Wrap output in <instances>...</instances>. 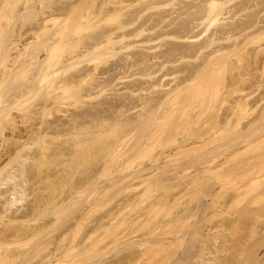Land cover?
<instances>
[{"label":"bare ground","instance_id":"1","mask_svg":"<svg viewBox=\"0 0 264 264\" xmlns=\"http://www.w3.org/2000/svg\"><path fill=\"white\" fill-rule=\"evenodd\" d=\"M234 2H236V5H234V7H231L230 4ZM82 3V0H76V2L68 3L66 7L57 10L55 15L47 16L42 21H38V23L31 30V33L33 34L30 35L35 36L33 38V41H29L32 38H26L25 34H20L16 31L18 34V38H13L12 40H10L6 47H4V45H6L4 44L0 48H5L3 52L4 54L2 53L4 48L2 49V51H0V53L3 54H0V57H4L3 60L5 63L3 61L2 62L6 66L5 69L1 71L2 74L0 76V177H4V175L6 176V178H0V211L4 210V215L6 214L5 216H8L6 217L7 219L10 217V221L8 223H10L12 227L13 225H17L16 227H18H15L17 229L16 232L14 231L13 234L11 233V238H13V241L16 238L19 239V236L23 232L25 236L26 232H29L30 230L32 234L34 233L32 231H35V233H37L36 237L38 236V234H40L36 232L39 229L34 230V228H36V221L38 220L36 216L34 217L32 214L34 213V211L31 213L28 212V210H24L26 208L25 206H28L23 203L25 202L24 198L27 197L26 195H28L27 193H25V190L26 186L30 183H28V181L26 182L25 180L22 182V179H26L25 174L28 173L27 175H29V171H26V166L29 163L28 161H31L32 163L35 162L34 164L37 166V159H41L42 157H44V154L46 152L43 154L44 156H42V153H40L41 156H39V153L37 154L36 152V154L39 156H37V158L36 154H34L35 152H33L31 148L34 147L35 149V147H37L38 144L41 145L42 142L44 144H49L50 139H54L55 141L59 142L62 147H66L64 146L65 141L63 145V143H60L59 140L62 141V139H68L69 141L71 140L70 138L72 136L73 138L76 137L75 142L78 140L79 141L76 142L77 144H75L74 141L72 142V140L69 141L72 142L71 144L66 141V143L69 144H67V150L70 151L75 144L78 146L79 150L85 151L86 148L91 147L90 142L91 145L95 143L97 144L99 140H97V142L96 139H94L95 141H93V143L91 139H82L80 135H84L83 137L86 136L85 138H87L88 135H91L94 138L98 137L102 139V136H100V132L103 130L102 135L103 139H105L104 137L108 132H112L111 135H113V133H117L118 129H120L121 127L127 128L135 126L138 123L146 124L148 123V121L150 122L151 118L154 119V117H157V120L155 119V121H159L158 123H160V120L161 122L163 120L162 118L160 119L157 115L165 118L164 116L167 117L168 115L167 111L169 113V116H174L180 113L183 115L182 117H184V114L186 115V113H188V111L190 110H186L187 107H189L187 105H190L191 102V100L188 99L191 94L188 96L187 94L195 91L193 89H196L199 86L198 83L200 82L201 75L206 73L205 69L208 68V66L210 67L211 62L214 61L217 57L225 55L228 52H236L238 49H240V47H242V44L264 34V20L259 19V17L255 22H252L251 18H249V20L247 21H241L244 13L261 5V3H259L257 0H105L104 3L102 2V5L99 7V9L97 8V13L96 11L94 12V10H92L90 16H88L86 13H81L82 15L78 14L77 18L75 17V19H73V15L76 14L75 12L77 10V7L82 5ZM111 5L114 7L110 8ZM153 10H156V13H154V15L152 14V16L148 15L145 18V15L149 13V11L153 12ZM93 14H95L94 17L92 16ZM15 18L20 19V16L13 17V19ZM21 18L25 17L21 16ZM30 18L31 17H28L26 21L30 20ZM105 18H107V21L115 20L117 24L114 27H106L105 29L97 31V29H100V27L102 26L100 23L107 22L106 20H104ZM19 19L18 21H20ZM228 21L234 22L229 23ZM90 28L94 31V33H87L83 36L81 35L83 34V32H89L88 29ZM49 29H51L52 32ZM47 30L48 32H51L48 34L49 37L40 39V33H45L47 32ZM75 35H77L76 38L74 37ZM241 38H243L244 41L238 42ZM2 39H4V35ZM4 41L6 42L7 39H4ZM232 41V45H224V43ZM0 43L3 44V40L0 41ZM65 49L69 50L67 52V56H65L64 53V51H66ZM262 53H264V47H260L256 50L257 56H260ZM55 56L56 58L58 57L57 60L55 58L56 62L54 63L56 69L52 70V72L49 71L48 73V70L54 68L53 64L52 68L50 66V59L54 60ZM103 59L105 60V62L106 60L109 62V59H115V61H112V63L110 62L107 67H99V62L101 60L104 61ZM201 60L202 62L197 63ZM6 61L8 62V64H6ZM102 61L100 62V64L102 63ZM213 65L215 66V63H212L211 67ZM34 70H36V73L33 75L34 79L29 80L28 83L26 82L27 85H25L24 87L22 85L21 89L18 88L19 85H15V91L14 88H11V84L16 83L17 77V82L19 81L23 84V82L20 81V79L22 78V76L20 77V74H22L23 76L25 75L26 80H28L29 77L27 78V76H29ZM48 78H51V80L49 79L50 81H47L49 84H47L46 82V84L43 85L44 79ZM22 80L25 81V78H23ZM252 80L254 79L252 78ZM252 80H250L252 84L250 83V81H248L249 84H251L249 89H254L256 90L255 92H258L262 88H264L263 76L259 77L258 81H255V83H253L254 81L252 82ZM34 96H37L39 99L40 96L41 98L43 97V102H37L39 103V105L35 104L31 106V104L33 103L29 104V102L31 100L33 101ZM192 96L193 94L191 95V98ZM251 96L252 94H248L243 96L242 98L236 99L234 102L228 103V109L224 113L222 112V114L219 115L218 113L222 111V106L227 105L228 99H225L220 103V107H218V109L221 110L220 112L216 113L217 116L215 117V126H213V128H210L212 129L210 130V132L213 131L211 132V136L208 132H201L197 140L193 142L188 139V141L186 139L182 140L181 142L177 143L178 145L176 149L171 154L170 151L168 152V154H165L164 151L166 150L161 151L160 155H156L155 158L152 159V161L150 159L151 163H148V166L146 165L130 175L132 181L133 179L136 181H138V179L142 181L143 179V181H145L147 179H150V177L156 176V174L158 175V172L163 168L164 170H166L168 167L166 165L168 164V160L174 155L179 153L181 154L189 149V152L195 151L194 149L196 148L204 149L208 144H210L211 141H213V143L215 144L214 149L213 147H211L213 150L208 147L209 157L211 155V152L213 155H211L209 159H207L208 154L206 153L208 151V148L207 150H204L205 152H200V150L198 152L200 153L198 158L200 162L196 159L198 162L195 161L194 163V161H192L191 165V162L188 161L189 164L187 162V165H182V168L179 167L180 171L177 170L179 168H175V171L177 170L179 172L175 173L176 176L173 175L175 178L173 182H177L180 179L181 185H184V194H191L192 190L189 192V189L194 186L195 183L197 184L198 182H202L204 186L203 188L202 184L200 183H198L197 185L198 187L200 184V186H202L203 188H200L201 190L199 191L202 193L203 190V196H200L202 197L201 200L198 198V202L200 201L199 203H201L200 206L198 204L199 208H197V210L199 211L197 213L199 215L195 214V218L199 216L198 218H196L197 223H195L198 225H196L198 229L197 232L196 229L192 230L193 234H191L190 237V239H192V242H194V245L190 241V239L188 240L189 242H186L189 244H185V248L182 253L183 256H181L182 259H179L181 260L180 262L183 261V264L185 262L187 263V261L188 264H193L194 262L192 263V261L198 263L199 259L196 256L199 257V254L201 262H199L198 264H201L203 259L204 261L202 264H264V154L262 156L255 157L256 155H258L256 154L253 157L251 156L252 158L248 156L250 159L248 157L247 159L244 158L247 161H244V159H240L239 157H244L241 155L242 153L243 155H246L247 152L244 153L246 150L249 152V150H251L250 148L253 149L255 145L259 146V144L263 142L264 108L243 129H241V122L238 121L239 124L237 123L236 125L233 121L234 118H236L235 110L237 108L244 109L246 107H249ZM38 98H36L35 101ZM71 99L76 100L77 103L73 101L75 104L73 105ZM79 99H82L83 102ZM262 101L263 99L261 100V102ZM68 102L70 103V105H67L69 104ZM82 103H86V105L88 104L89 107H87V105L84 108V111H82V109V112L79 111V113H76L77 109L79 108H77V106H79L78 104ZM58 105H62L64 107L62 108L64 110L66 109L63 112L61 111V115L64 114V116H62L64 119L59 120L60 118L58 117L59 119L55 118L57 121H49L50 123H46L48 120L45 119L51 118L47 116L52 113H49V111H52L55 108L61 109ZM105 105L108 107H105ZM193 105L194 104H192L191 106ZM27 107H31V109L33 110L29 111ZM70 107L71 110H75L74 108H76V111H73V113L70 110ZM165 107H169V110L165 111ZM26 108L28 112H24ZM18 110L19 112L16 113V111ZM59 111L60 110H58L57 112L61 113ZM195 112L196 110L194 111V113ZM162 113H165L164 116ZM194 113L190 112V118ZM203 113L205 114V112ZM51 116L53 117L52 114ZM187 116H185L184 118H186ZM192 118L194 119V117ZM155 121L153 120V122ZM177 121H180V119ZM168 122L169 120H167V124H169ZM44 123L46 124L44 125ZM175 123L177 124V127L180 124L176 121ZM181 124H184L183 121ZM230 124H233L235 126L240 125V129L239 127L235 126L234 128L233 125L232 127L237 131L240 130L242 133L236 131L235 133L233 132L234 134H231L232 127L230 129ZM182 125L179 126L182 127ZM112 126H114L115 128L117 127L116 129H113L115 130V132H113ZM168 126H172V123ZM175 126L173 125L169 128L173 129L174 127V131L175 129L177 131L178 128H175ZM104 127L107 129L110 128L111 130L108 129L107 132L106 129H102ZM184 128H186V125L184 126ZM6 130H8V132ZM180 130H182V128H180ZM104 131L105 133H107L105 134ZM239 133L242 135H240ZM114 135L115 136L112 137L116 139V136L118 134ZM226 135L229 136L224 137ZM233 135L236 138L232 140L230 138L234 137ZM77 138L79 139L77 140ZM47 140H49V142H46ZM223 140L225 142H223ZM54 142L50 143V145H55ZM35 144L37 145L33 146ZM48 144H45L46 147L49 146ZM86 144H88V147L86 146ZM71 145L73 146L71 147ZM69 146L71 147L70 149ZM77 146H74L72 153L71 151L69 152L65 150L66 148H64L63 153L61 152V154H64L65 158L70 159L74 157V159H76L75 157L77 155L79 156L80 153L79 150L77 151L76 149ZM58 147L62 148L60 146ZM134 148L132 150L133 153L136 151V148ZM28 149L31 153L28 151ZM42 150H44L43 147L41 151ZM51 151H53V149H51ZM66 151L68 152L67 155ZM24 152H26L27 154L23 155ZM75 152L76 154H78L76 155ZM102 152L103 151H101L100 154H102ZM106 152L108 151H105V153ZM87 153L88 152H86L85 154ZM68 154L70 157L68 156ZM18 155H20L19 157L22 156L23 160L20 158L18 159ZM58 155H60V153ZM80 155L84 156L83 152L80 153ZM201 155H204V157ZM14 156L15 160H21L20 163H16L18 165V169L15 165L9 167H13L12 169L16 168L17 172L22 167V170L20 169L22 172L20 175V172L17 173L15 170V172L18 174L17 176L15 173H13L14 170L12 171V169H8L10 170L9 172H5L7 171V168H9L7 167L9 165L7 160H9L10 158H13L12 160H14ZM129 156L130 154L126 157ZM236 158H238V160ZM239 159L241 161H239ZM68 160L66 162L69 163L71 161V164L69 163L66 166L73 165L72 162H74L75 160ZM235 160H237V162ZM9 161L11 162V160ZM238 161L240 163H238ZM4 163H8L6 164L5 170L4 166L1 168L2 165H5ZM41 163L42 162H40V164ZM38 166L39 168H37L40 169V165ZM194 166L196 168H194ZM67 168L69 167H66L65 169L68 170ZM192 170L195 172L193 173ZM169 171H166V173H168ZM171 172L172 170L170 171V173ZM173 173L174 171L172 172V174ZM30 174H32V172ZM21 175H23L24 178ZM18 176H21V180L18 178ZM125 178L128 179L130 177L125 176ZM125 178H123V180H125ZM172 178L170 180H172ZM182 182L184 183L182 184ZM205 182L207 183L206 187L204 185ZM22 187L25 188L23 189ZM81 188L83 189V187ZM35 191L37 190L35 189ZM83 191H81L82 193L80 194H83ZM188 194L187 196L190 195ZM36 199H38V197ZM36 199L35 202L37 201ZM41 200L43 199L41 198ZM68 200L69 202L66 201V199L64 201L68 204L71 202V205L69 204V206H74L77 203V201L74 199L76 202L74 205H72L74 203L72 202L73 199ZM64 201L61 202L65 207L66 203ZM19 205L21 206L19 207ZM84 205H86V202L84 203ZM29 206H31L30 202ZM57 206L56 209H59L60 205L59 207ZM69 206L67 207L70 210H74V208L72 209V207ZM67 207H65L66 211H69V209L67 210ZM1 208L3 210H1ZM38 208H41V206H38ZM63 208L62 210L64 211L65 208ZM56 209L54 210L56 211ZM32 210H34V206ZM51 210L53 211V209ZM37 211L39 212L40 209H38ZM50 211L48 212L50 213ZM210 211H212L211 218H216L215 220L218 221L217 224L214 221L215 224L213 226L212 221L214 219L212 220L209 217ZM40 213H42V211H40ZM28 214H30V221L35 222V226L33 225L34 228H32V223L28 219ZM112 214L109 215L110 219L115 217L116 215L115 213V215H113L112 217ZM31 215L33 217H31ZM42 215L43 218H41V220H44L47 216L45 217V214L43 213ZM51 215L52 216H50V218L53 217V214ZM54 215H56V212L54 213ZM40 217H42L41 214ZM1 218L2 216H0V219ZM31 218H36V220H31ZM103 218L102 220L106 222L107 220H104ZM55 220L56 221H53L56 223L58 218ZM208 220H212L211 225H209L210 222ZM27 221H29V225L28 223L27 225L31 226L29 228H27L28 226H23ZM103 221L98 222L95 229H99L98 227L102 226ZM18 223L22 226L19 227ZM1 225L2 224H0V227ZM52 225H54V223ZM240 225L242 226L243 230L238 228L240 227ZM243 225H245L246 227ZM9 226H6V228ZM26 228L32 229L26 231ZM6 230H8V228ZM235 230H241V236H239V232L237 234V231ZM242 231H245V234H242ZM94 232H92V234H94ZM1 235H3L2 231L0 233V236ZM5 235L9 237L7 234ZM197 235L198 238L196 237ZM27 236H29L28 233ZM33 237H35V234L33 235ZM236 237L239 238H237L235 242L234 239ZM197 239H199V241ZM195 240L197 243L195 242ZM3 241L4 243H7V240ZM3 241L0 242V250L2 249L4 251L3 254L5 255L6 246H4L3 244V248L5 250L1 248ZM18 241H20V239ZM136 244L137 245H132L137 246L138 248V243ZM142 245L145 244H143L142 242ZM142 245L140 244V246ZM196 247L199 250H197ZM194 249L199 251V253L197 254V251H195ZM80 251L81 250H79V252ZM55 252H57L55 253V255L51 254L52 256H49L52 258H50V261L48 260L49 263L47 262V264H52L53 262H51V260L53 261L55 260V258H57L56 255L58 254V251H56L55 249ZM29 255L31 256V254ZM192 255H196L194 256L195 260H193L194 257ZM209 255H212V260H210L211 258ZM223 255L224 257L228 256V258H224ZM231 255H233V257ZM27 257L23 258L27 260ZM134 257L135 256H133V258ZM28 259H30V257Z\"/></svg>","mask_w":264,"mask_h":264},{"label":"rangeland","instance_id":"2","mask_svg":"<svg viewBox=\"0 0 264 264\" xmlns=\"http://www.w3.org/2000/svg\"><path fill=\"white\" fill-rule=\"evenodd\" d=\"M104 1L105 0H82V2H83L82 5L77 7V10L75 12L76 14H74L73 15L74 18L73 17L72 18L73 19H75V17L77 18L78 14H81V13H83V14L86 13L88 16H90L92 13V10H94V12L96 10H98L99 7L102 5V2L104 3ZM257 1L259 3H261V5L259 7L251 9V10L247 11L246 13H244V15L241 18V21H247V20H249V18H251L252 22H255L258 17H259V19L264 20V0H257ZM73 2H76V0H0V38L2 39L3 35H4V39H7L6 42L4 41V39H2L3 44H1L2 42L0 43V48L4 44H6V45H4V47H6L7 44L10 42V40H12L13 38L14 39L18 38L17 32L20 34H25L26 38H32L29 41H33V38L35 36L30 35V34H33V33H31V30L38 23V21H42L47 16L55 15L57 10L64 8L68 5V3H73ZM113 3H115V2H113ZM234 5H236V2L230 4L231 7L232 6L234 7ZM108 7H110V6H108ZM113 7L114 6L111 5L110 8H113ZM158 12H160V11H158ZM96 13H97V11H96ZM154 13H156V10H153V12L149 11V13H147L145 15V18L148 15L149 16H152V14L154 15ZM94 15L95 14H93L92 16L94 17ZM16 16L17 17L20 16V19L18 18L20 21H18V19H16V18L13 19V17H16ZM21 16H24L25 18H21ZM26 17L27 18L31 17V18H30V20L26 21V19H27ZM34 17H36V18H34ZM101 18H103V17H101ZM106 19L107 18H105L104 20H106ZM228 22L232 23L234 21H228ZM100 24L102 26L100 25L101 27H100V29H97V31L105 29L106 27H114L117 23L115 20L114 21L108 20L107 22H104V23L102 22ZM49 30L51 31V29H49ZM2 31H3V33H2ZM88 31L89 32H83V34H81V35L83 36V35H86L87 33H94V31L91 30V28L88 29ZM91 31H93V32H91ZM51 32H48V30H47V32H45V33L44 32L40 33V35H39L40 39H42V38L45 39L46 37H49L48 34ZM74 37L76 38L77 35H75ZM1 39H0V41H2ZM243 41H244V39L241 38L238 42H243ZM232 44H233V41L228 42V43H224L225 46H230ZM241 46L242 47H240V49H238L236 52H233V53L228 52L225 55L217 57L218 59L216 58L214 61H212L210 64V67L208 66V68L205 69L206 73L203 72L204 74L201 75L200 82L198 83L199 86L198 87L196 86L197 88L193 89L195 91L192 90L194 93L190 91L191 93L187 94V96L190 94L191 95L193 94V96H192V98H191V95L189 98L187 97L188 99L191 100V102H190V105H187L189 107H187V109H186L187 111L189 109L190 110L188 111V113H186L187 111L185 112L186 115L184 114V117L187 116V114H188V116L186 118L182 117L183 115L180 113L176 114L174 116H169V113L167 111V110H169L168 109L169 107L168 108L165 107V109H166L165 111H167L168 115L166 117V116H164L165 113L164 114L162 113L166 119L161 117L160 115H157L160 119L162 118V120H163L161 122V120L159 119L160 123H158L159 121L158 122L155 121V119L157 120V117L153 116L154 119L151 118L152 121L150 120V122L148 121V123H146V124L145 123H138L135 126H131V127H127V128L125 127L126 129L124 127H121L122 129L121 128L118 129L117 133L115 132V130H113V129H116L117 127L115 128L114 126H112V130H113V132H115V133H113V135H111L112 132L111 133L108 132V129H110V128L107 129L104 127L102 129H106V131L108 133L106 132L107 135L106 136L104 135L105 139H103V135H102L103 130L101 129L102 131L100 132V134H101L100 136H102L103 140L101 138H98V137L94 138L91 135H88L87 138H85L86 136L83 137L84 135L83 136L80 135L82 139H89V140L91 139L92 142L95 141L94 139H96V141L99 140V142L97 141L98 142L97 144L95 143V144L91 145V142H90L91 147H88V144H86V146L89 148V151H88V148H86L85 151L79 150L78 146L75 145V144H77L76 142L79 141L78 140L79 138H77L78 141L75 142L76 137L73 138L71 136V138H70V136H69V138L72 140V142L73 141L75 142L74 146H77L76 147L77 151L79 150L80 153L83 152V155L86 152H88L84 156L80 155V153H79V156H82V157H79L77 155L78 153L76 154V152H77L76 151L75 152V154L77 155V156L75 155L76 159H74V157L70 158V159H72V161H74V160L75 161L72 162L73 165H69V166H66V165H68L71 161L69 163H67L66 161L69 158H65L64 154H63L64 155V157H63L61 152L63 153L64 148H66L69 145L68 143H70V144L72 143V142H69L71 140H69V141H68V139L63 140L62 138H61L62 141L59 140L60 143H63V145H64V141H65L64 146H66V147H62V145H60L59 142L55 141L54 139H52V140L50 139V142H49V140L46 141V142H49V144L45 143V144L49 145L48 147H46V145L43 142L41 143L42 146L39 144L33 145V146L37 145V147H35V149L36 148L38 149V150L36 149V151H35L34 147L31 148L32 151L35 152L34 154H36V152H37V154L39 153V156H41L40 153H42V156L45 155L46 157L44 156L45 158L42 157L40 159V158H38L39 156L36 154V157L38 156L37 157L38 159L36 161L37 166L34 164L35 162L32 163L31 161H28L29 162L28 165H30V166H28L26 163L27 166L26 165L25 166L28 168V169L26 168V171H29L30 176L27 175L28 173L26 172L27 174H25V177L28 180L22 179V182L25 180L26 182L28 181V183H30V184L26 183L28 185L26 186V190H25L26 192L25 193L28 194V195H26L28 198L24 196L25 198L24 197L23 198L25 199V202H23V203L25 205H28V206H25L26 207L24 209L25 211L28 210V212H31V213L34 211L35 214L34 213H32V214L34 217L36 216V218L38 219L36 221V228H34L35 222L30 221V214H28L29 215L28 219L32 223V228H34V230L39 229L36 232H38L40 234H38L37 237H36L37 233H35V231H32V232H34L32 234L31 230H30L32 228L27 229V228L31 227V226H28L29 221H27L26 224L23 226H26V227L28 226L26 228L27 229L26 231H29V230L30 231L26 232L23 229L26 232V235L24 236V232H23L19 236L20 241H18L19 240L18 238H16V239L14 238L15 240L13 241L12 240L13 238H11V235L14 233V231L16 232V230H17L16 228H18V227H16L17 225L16 226L13 225V227H12V225L10 223H8L10 221L9 220L10 217L8 219L6 218L8 216H5L6 214L4 215V213H3L4 210L2 209L3 208L2 207L1 210H3V211H0V216H2V218H5V219H2V218H1L2 220L0 219V221L4 222V223L0 222V224H2L0 227V233L2 231V234H3L0 236V242H2L3 240H5V241L7 240V243H4V241H3L2 245H1L2 246L1 248L6 246L5 247L6 250L3 248L5 250V255L3 254L4 251L2 249L0 250V264H21V263L22 264H43V263L47 264V262L49 263L50 258H52L49 256L51 254L55 255V253H57V252H55V249H56V251H58V254L56 255L57 258H55V260H53V261L51 260V262H53L52 264H183V261L180 262L181 260H179V259H182L181 256H183L182 253L184 251L185 244L186 245L189 244L186 242H189L188 240L190 239L191 234H193L192 230L196 229V232H197V229H198V227H197L198 225L195 223H197L196 218L199 217L198 216L199 214L197 213L199 211L197 210V208H199L198 204L200 206L201 203H199L200 201L198 202V200L199 199L201 200L202 197H200V196L201 195L203 196V190H202V193L199 191L201 190L200 188H202L203 184H202V182L201 183L198 182V183L202 184V186H200V184H199V186L197 187L198 183L197 184L195 183L194 186L191 187L192 189L191 188L189 189V192L192 190L191 194L190 193H189L190 195L188 193L184 194L185 193L184 192L185 189L183 187L184 185L183 186L181 185L180 179H179V181L175 180L177 182H173L175 179L173 175H175V173L180 171L179 167L182 168L183 167L182 165H187L186 163L188 161L191 162V165H192V161H194V163H195V161L198 162L199 161L198 158L200 155V153H198V152L200 150H201L200 152L207 150L208 147L209 148L213 147V149H214L215 144L213 143V141H211L210 144H208L209 146L207 145L204 149L202 148L203 150L200 148L199 149L196 148V149H194L195 151L189 152V150H190L189 149V150H186L188 152L185 151L181 154L179 153V154L174 155L172 158H170L168 160V164H166L168 166L167 167L168 170L166 168H165L166 170H164V168H163L162 170L165 172H163L161 170L162 172L159 171L158 175L156 174V176L150 177V179H147V180L144 179L145 181H143V179H142V181L140 179H138V181L133 179V181H132L130 175L133 174V172H136L137 170L146 166L148 163L150 164L152 159H154L156 155L157 156H158V154L160 155L161 151L166 150V151H164L165 154H168V152L170 151V154H171L176 149V147L178 145L177 143L181 142L182 140L188 139V140L193 142V141L197 140V138L201 132H203V133L208 132V133H210V136H211V132H213V131L210 132V130H212L210 128H213V126H215V119H216L215 117L217 116L216 113L220 112V110H221V109L219 110L218 107H220V103L222 101H224L225 99H228L227 105L222 106V111L220 113H218L219 115L222 114V112L224 113L228 109V106H229L228 103L234 102L236 99L242 98L245 95L252 94L250 101H249V103H250L249 107H246L244 109H238L237 108L235 110L236 113L234 112L236 114L235 115L236 118H234V120H233L234 124L237 125L238 121L241 122L240 123L242 126L241 129L246 127L248 125V123L251 120H253L257 116L258 113L261 112V110L264 108V88H262L258 92H255L256 90H254V89L251 90L249 88H250V85L252 84L250 81V80H252V78L254 79V80H252V82L254 81L253 83H255V81L256 82L258 81L259 77H262V76L264 77V53H262L260 56H257V54H256V50L258 48L264 47V34L257 36L255 38L251 39L250 41H247L246 43L242 44ZM2 49H0V51H2ZM4 50H5V48L3 49L2 53L4 52ZM65 50L66 51H64V53H65V56H67L68 55L67 52L69 50L68 49H65ZM3 54H1V55H3ZM55 58H56V56L54 57V60L50 59V62H51L50 66L52 68V64H53L54 68L48 70V73H49V71L52 72V70L56 69V66L54 63L56 62L58 57L56 58V60H55ZM3 59H4V57L2 56V58L0 60V76L2 74L1 71H3V69H5V67H6L3 64V62H4ZM109 60H110L109 62L107 60H106V62H105V60L104 61L101 60L102 63L100 64L101 61L99 62V67H107L110 64V62L112 63V61L113 62L115 61V59L114 60L109 59ZM200 62H202V60L198 61L197 63H200ZM212 63L213 64L215 63V66L213 65L214 67L213 66L211 67ZM6 64H8V62ZM35 71L36 70L32 71V73L30 75L28 73V75H29V76H27V78L29 77L28 80H26L25 75L23 76L22 74H20V77L22 76L20 81H22L23 84L19 81L17 82V78H18L17 77L16 78L17 84L12 83L11 84L12 87L11 86L10 87L14 88V91H15L16 86L19 85L18 88L21 89L22 85L24 87L25 85H27L26 82L28 83L29 80L34 79L33 75L36 73ZM50 77H52V76H50ZM23 78H25V81L22 80ZM249 78H251V79H249ZM49 79L51 80V78L44 79V81L45 80L46 81H45V83L43 81V85H45L47 81H50ZM248 81H250L251 84H249ZM24 82H25V84H24ZM18 83H21V84H18ZM47 84H49V83L47 82ZM196 93H197V95H196ZM37 96H39V95H37ZM37 96H34L33 101L31 100L29 102V104L33 103V104H31V106H33L35 104L39 105V103H37V102H43L42 101L43 97L41 98V96H40V99H39ZM36 98H38L39 101H38V99L35 101ZM262 99H263V101L261 102ZM79 100H82V99H79ZM73 101H75V103H77L76 100L71 99V102H73ZM215 101H216V103H215ZM82 102H83V100H82ZM70 103L67 105H70ZM191 103L194 105L191 106L192 105ZM67 105H64V106H67ZM73 105H75L74 102H73ZM78 105L79 106H77V108L78 107L79 108L77 109V111H76V108H74L75 106L73 107L75 110H71V107H70V110L72 112L76 111V113H79V111H81L82 109H83L82 111H84V108L88 104L86 105V103L85 104L82 103V104H78ZM190 106L193 108H191ZM194 106L196 109L194 108ZM59 107L61 109L55 108V109H53L55 111H53V110L49 111V113L52 112L51 114L53 115V117L51 116V114L47 115L48 117H51V118L44 117V118H48V119H45V120H48L46 123H50V122L55 121L56 119H59V118H60L59 120L64 119L62 117V116H64V114L63 115H61V114L66 109L64 110L63 109L64 107L62 105ZM87 107H89V105ZM105 107H108V106L105 105ZM27 108L29 111L33 110V109H31V107H27ZM27 108H26V110H24V112H28ZM56 109H57V111L60 110L59 112H61V111L62 112L58 113L56 111ZM191 109L192 110L195 109L196 112H198V113H196V112L194 113L195 110L192 111ZM17 112H19V110L16 111V113ZM190 112L194 113V114H192V117H194V119L192 117L190 118V116H191V115L189 116ZM203 112H205V114ZM21 114H22V112H21ZM199 115L201 116L202 120H201ZM179 119H180V121H177ZM190 119H192L194 121H192ZM153 120L155 122H153ZM167 120H169V122H168L169 124H167ZM181 120L184 123L183 125L181 124L182 123ZM175 121L177 123H180L179 125H182V127H180L179 125L177 127V124L175 123ZM190 121H191V123H190ZM233 121H231V122H233ZM156 122H157V124H156ZM46 123H44V125ZM149 123H151V124H149ZM171 123H172V126L176 125L175 128L176 127L178 128L177 131H176V129L174 131V127H173V129L169 128V127H172V126H168V125H171ZM186 123H190V124H186ZM185 125H186V128H184ZM230 125L231 126H229V127L231 129L233 124H230ZM27 126H29V125H27ZM27 126H25V127H27ZM148 126H150V127H148ZM234 126L235 125H233V127ZM239 126H235V127H239ZM106 127H109V126H106ZM233 127H232L231 134L233 132L235 133L237 131L234 129L235 127L234 128ZM180 128H182V130H180ZM239 129H240V127H239ZM6 131L8 132V130H6ZM237 132H241V131L238 130ZM104 133H105V131H104ZM114 134H118L116 136V139L112 137V136H115ZM236 134H238V133H236ZM229 135H226L224 137H228ZM240 135H242V134H240ZM235 138L236 137L234 136L230 139L233 140ZM226 139H229V138H226ZM89 140H88V142H89ZM224 140H223V142L226 141V140L225 141ZM232 140H230V141H232ZM66 141L68 143H66ZM53 142L55 145L52 144V146H53V148H52L50 143H53ZM189 143H191V142H189ZM56 144H57V146H56ZM261 144H259V146H256V145L254 147L252 146L253 149L252 148H250L251 150L248 149L249 152L246 150L244 153L247 152V154L243 155V153H242L241 155L244 157L239 156L240 159H244V158L247 159L248 156L250 158H252L256 154H258V155H256L255 157L262 156L264 154V140H263V142H261ZM211 145H213V146H211ZM58 146L62 147L63 149L59 148ZM72 146L73 145H71V147ZM74 146H73V148H74ZM42 147L44 149V150H42L43 152L41 151ZM54 147H55V149H54ZM71 147L69 146V149ZM134 147L136 148V151L134 150L135 152L133 153L132 150ZM73 148L70 150L71 153H72ZM209 148H208V151L206 152L207 154L209 152ZM51 149H53V151H55V152L51 151ZM67 149L68 148H66L65 150H67ZM58 150H60V151H58ZM28 151L30 152L29 149H28ZM67 151H69V150H67ZM67 151H66V155L68 153ZM98 151H99V153H98ZM101 151H103L102 154H100ZM105 151H108V152L105 153ZM130 151H131V153H130ZM33 152H32V154H33ZM164 152H162V153H164ZM59 153H60V155H58ZM25 154H27V153L24 152L23 155H25ZM129 154H130V156L126 157ZM50 155H51V157H50ZM53 155H55V156H53ZM211 155H212V152H211ZM211 155H210V157H211ZM19 156L20 155H18V159L19 158L22 159V156L21 157H19ZM47 156H49V157H47ZM68 156H69V154H68ZM201 156L204 157V155H201ZM207 156H206L207 159H209L210 158L209 154ZM16 158H17V155H16ZM12 159L13 158L9 159V160H11V162L9 160H7L9 163V165L7 167L14 166V165L17 167L18 166L17 164L21 162V160L19 161L18 159H16L17 160L16 161L15 156H14V160H12ZM150 159H151V161H150ZM236 159L238 160V158H236ZM240 159H239V161H241ZM245 159H244V161H247ZM38 160L39 161L41 160L40 162H42V163L40 164V162ZM237 160H235V161L237 162ZM239 161H238V163H240ZM30 162L32 163V166L34 165L33 167L31 166ZM189 162H188V164H189ZM8 163H4L5 165H2L1 168L4 166V170H5L6 164H8ZM10 163H11V165H10ZM38 165H40V169H38L39 168ZM66 167H69L70 169L67 168L68 170H66L65 169ZM196 167H197V165H196ZM196 167L194 166V168H196ZM12 168H10V167L7 168V171H5V172H9ZM19 168H20V166H19ZM30 168H31V170H30ZM175 168L176 169L179 168V169H177L179 171H177V170L175 171ZM8 169H10V170H8ZM17 169H18V167H17ZM17 169L16 168L12 169V171L14 170L13 173H15L16 176L18 175L17 173L20 172L19 175L22 173L21 172L22 169L21 170L19 169L18 172H17ZM15 170L17 173L15 172ZM169 170L170 171L172 170V172L174 171V173L173 174H172V172L170 173ZM166 171H169V172L166 173ZM192 171H191V175H192ZM195 171H193V173ZM31 172H32V174H30ZM1 175H2V173H1ZM85 175H87V176H85ZM21 176H23V175H21ZM21 176L20 177L18 176V178L20 179ZM38 176H39V178L40 177L41 178L39 179ZM48 176H50V177H48ZM125 176L130 177V178H128L129 180L127 178H125ZM4 177L6 178L5 175H4ZM4 177L1 176L0 178H4ZM47 177L49 179L50 178L51 179L49 180ZM85 177H87V178H85ZM23 178H24V176H23ZM123 178H125V180H123ZM171 178H172V180H170ZM170 182H173V183H170ZM183 183L184 182H182V184ZM206 184L207 183L205 182V184H204L205 187H206ZM84 186H85V188H84ZM81 187H83V189ZM22 188L24 189L25 187H22ZM203 188H204V186H203ZM35 189L37 191H35ZM81 191H83V194H80V193H82ZM32 194L35 195L36 197L33 196ZM187 194L189 196H187ZM69 196H70V198H69ZM37 197L40 201L38 199H36ZM40 197L43 200H41ZM33 199H34V201H33ZM35 199L37 200L36 202H35ZM65 199L68 202H69L68 199H73L72 202H74V203L72 205H74L75 202L77 201L78 206H77V203H76V205H74L75 207L69 206V204L71 205V202L68 204L64 201ZM26 201H27V203H26ZM42 201H43V203H42ZM61 201L62 202L64 201L67 206L72 207V209L74 208V210H70L65 205V207H67V210L69 209V211H66V208L64 207V205ZM29 202H30L31 206H29ZM85 202H86V205H84ZM60 203L65 208L64 211L62 210L63 207L61 206ZM21 205H19V207ZM59 205H60L61 209L60 208L56 209V206L59 207ZM33 206H34V210H32ZM35 206H37V207H35ZM38 206H41V208H38ZM49 206H51V207H49ZM79 207H80V209H79ZM36 208H37V210L40 209V211H42V213L45 214L44 215L45 217L47 216L46 218L44 217L45 218L44 220H41V218H43V215H42V213H40V211L38 212L36 210ZM51 209H53V211ZM54 209H56V211ZM85 209L86 210L88 209L87 212ZM35 210H36V212H35ZM46 210H47V212H46ZM50 210L52 211V213ZM48 211H50V213ZM60 211H62V212H60ZM1 212L3 213L4 216L2 215ZM55 212H56V215H54ZM211 212L212 211H210V216H209L210 218L212 217ZM109 213L110 214L114 213V214H112V217H113V215H115V213H116V215H115V217L110 219ZM40 214L42 217H40ZM51 214H53V217L50 218V216H52ZM195 214H198V215H196L198 217L195 218ZM33 216L31 215V217H33ZM36 218L35 219L31 218V220L32 219L36 220ZM57 218H58V220L55 223L54 221H56L55 219H57ZM61 218H62V221H61ZM102 218L104 220H107V221L106 222L103 221ZM211 219L212 220L214 219V220L213 221L211 220L213 223L210 220H208L210 222V224L208 223L209 225H211V223H212V226H213L215 224V222H216V224L218 223V221L215 220L216 218H211ZM77 220L79 221V223ZM244 220H243V222H244ZM38 221H40V222H38ZM100 221H103L102 226L101 227L99 226L98 227L99 229L96 228L97 229L96 230L95 227H96L97 223ZM219 222H220V219H219ZM27 223H28V225H27ZM53 223H54V225H52ZM3 224H4V226H3ZM9 224H10V226H9ZM48 224H49V226H48ZM42 225H43V227H42ZM45 225H46V227H45ZM6 226H9V227H7L8 230H6L7 229ZM18 226L20 227L22 225L19 224ZM243 226H245V225H243ZM238 228L243 230L241 225ZM5 230H6V233H5ZM237 230H239V229H237ZM237 230H235V231H237ZM241 230L237 231V234L239 232V234H238L239 236H241V234H240ZM94 231H96V232H94ZM9 232H10V234H9ZM92 232H94V234H92ZM242 232H243L242 234H245V231H242ZM27 233L29 236H27ZM234 233H236V232H234ZM5 234H7L9 237H7ZM30 234H32V235H30ZM34 234H35V237H33ZM22 235H23V237H22ZM24 237H25V239H24ZM196 237L198 238V235ZM237 238H239V237H236L234 239L235 242H236ZM1 239H3V240H1ZM197 240L199 241V239H197ZM190 241L192 242V239H190ZM44 242H45V244H44ZM142 242L146 246L142 245ZM144 242H146V243H144ZM195 242H196V240H195ZM136 243H138V248H140L141 250L138 249L137 246H133L134 244L137 245ZM192 243L194 245V242H192ZM3 244H4V246H3ZM5 244H8V245H5ZM140 244L142 246H140ZM127 246H128V248H127ZM143 246L145 247V249ZM131 247H132V249H131ZM71 249H73V250H71ZM196 249H197V247H196ZM77 250H78V252H77ZM79 250H81V251L79 252ZM197 250H199V249H197ZM197 250H195V251H197ZM198 253H199V251H197V254ZM29 254H31V256L33 258ZM24 255H26V256H24ZM27 255H28V257H27ZM22 256L24 258L27 257L26 258L27 260H25ZM133 256H135V257L133 258ZM194 256H196V255H194ZM209 256L211 258L210 260H212L213 259V257H211L212 255H209ZM231 256L233 257V255H231ZM29 257H30V259H28ZM196 257L199 259L198 261L201 262L200 261L201 258H199L200 254H199V257L198 256H196ZM223 257H224V255H223ZM224 258L227 259L228 256L224 257ZM128 259H130V260H128ZM193 260H195V257L193 258ZM24 261H26V262H24ZM196 261H197V259H196ZM203 261H204V259H203ZM203 261H202V263H203ZM224 262H225V260H224ZM192 263L195 264L197 262L192 261ZM186 264H188V261Z\"/></svg>","mask_w":264,"mask_h":264}]
</instances>
